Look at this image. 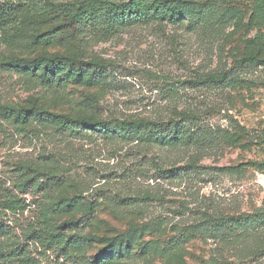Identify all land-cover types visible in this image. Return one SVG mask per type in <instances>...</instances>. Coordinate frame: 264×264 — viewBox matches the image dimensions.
<instances>
[{"label":"rangeland","instance_id":"1","mask_svg":"<svg viewBox=\"0 0 264 264\" xmlns=\"http://www.w3.org/2000/svg\"><path fill=\"white\" fill-rule=\"evenodd\" d=\"M189 1L216 14L125 23L111 37L53 15L0 30V188L21 201L0 210L7 264L26 256L40 210L88 260L264 264V64L240 63L264 61V0ZM53 57L61 66L36 63ZM60 118L142 120L167 138L185 127L190 144L160 146L146 125L71 132Z\"/></svg>","mask_w":264,"mask_h":264},{"label":"trees","instance_id":"2","mask_svg":"<svg viewBox=\"0 0 264 264\" xmlns=\"http://www.w3.org/2000/svg\"><path fill=\"white\" fill-rule=\"evenodd\" d=\"M26 1L28 0L23 2L0 0V30L24 18V16L25 19L30 18V16L33 19L53 15L58 16L59 19H65L66 25L75 30L99 26L103 36L111 37L117 34L125 23L145 22L152 18L172 25L186 20L193 25L201 23L216 14V9L212 3L196 4L189 0H81L73 3L51 4L39 8L31 1L25 3ZM37 62L39 64L44 62V65L49 69H55L61 66L63 59L53 57ZM240 63L250 66L264 64V61L259 59L257 55H249L242 58ZM59 123H61L62 128L66 127L71 132H75L76 128H81L84 132L120 133L124 137H131V130L134 128L141 129L143 128L142 126L146 125L149 129L150 139L160 146L170 147L177 144L186 146L190 144V139L182 138L184 133H189L188 130H185V127H183L184 133L181 138H173L170 135L167 138L163 137L165 129H162L160 124H146L142 120L121 121L114 124L113 122L96 123L89 119L64 120L60 118ZM20 207L21 201L17 197L10 195L9 190L0 188V210H16ZM59 210V206L53 205L50 215L59 212ZM39 216L41 226L38 227L36 233L30 232L34 242L31 245L29 244L24 250L26 256L20 260L21 264H52L44 258V254L47 251L55 255L56 264H67V262L69 264H113L112 260L104 258L88 260L83 255L80 243L66 236L62 229H58L51 223V216H49L48 211L40 210ZM87 217L88 213H86L84 219ZM239 220L237 218V220L232 219L230 221L232 228L240 226ZM86 224L83 226H86ZM244 224H247V222H244ZM4 234L5 231L0 225V237L4 236ZM176 242L171 239L168 243L173 246ZM34 243L39 246V250L32 248ZM8 262L3 250L0 248V264H7Z\"/></svg>","mask_w":264,"mask_h":264}]
</instances>
